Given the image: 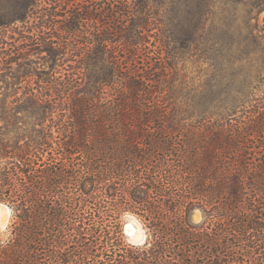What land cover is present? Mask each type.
Returning <instances> with one entry per match:
<instances>
[{"label": "trees", "instance_id": "16d2710c", "mask_svg": "<svg viewBox=\"0 0 264 264\" xmlns=\"http://www.w3.org/2000/svg\"><path fill=\"white\" fill-rule=\"evenodd\" d=\"M153 1H126L113 46L62 43L56 30L74 26L45 15L49 35L30 50L49 69L0 96V201L19 209L0 264H264V103L222 79H180ZM9 26L0 73L31 61ZM124 211L150 247L124 242Z\"/></svg>", "mask_w": 264, "mask_h": 264}, {"label": "rangeland", "instance_id": "374dc122", "mask_svg": "<svg viewBox=\"0 0 264 264\" xmlns=\"http://www.w3.org/2000/svg\"><path fill=\"white\" fill-rule=\"evenodd\" d=\"M65 1L0 0V32L3 25L9 24L14 45L19 51L29 50L27 58L31 60L26 63L18 59L0 73V96L6 90L22 87L18 76L49 69L48 52L30 50L34 40L47 39L50 18L45 15L49 12L56 14L62 27L74 26L73 32L56 30L54 34L62 43L95 44L93 41L101 38L113 46L114 27L125 25L121 10L131 0ZM152 4L162 20L156 29L160 28L161 39L170 41L180 79L197 86L215 77L233 83L232 93L249 91L255 103H264V0H155ZM114 11L120 17H115ZM115 53L123 55L122 51ZM88 57L95 54L89 53ZM246 105L240 107L244 109L239 115L245 114Z\"/></svg>", "mask_w": 264, "mask_h": 264}, {"label": "clouds", "instance_id": "9594fccd", "mask_svg": "<svg viewBox=\"0 0 264 264\" xmlns=\"http://www.w3.org/2000/svg\"><path fill=\"white\" fill-rule=\"evenodd\" d=\"M19 209L9 201H0V244L6 245L11 239L10 225L15 221ZM120 228L124 242L133 248L150 247L152 234L143 219L131 211H124L120 215ZM205 215L202 209L194 208L191 222L202 223Z\"/></svg>", "mask_w": 264, "mask_h": 264}]
</instances>
